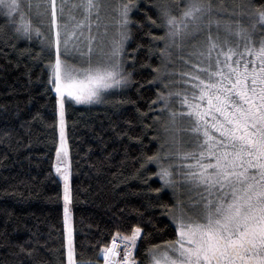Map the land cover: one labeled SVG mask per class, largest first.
Returning <instances> with one entry per match:
<instances>
[{
    "label": "snow or ice",
    "instance_id": "snow-or-ice-1",
    "mask_svg": "<svg viewBox=\"0 0 264 264\" xmlns=\"http://www.w3.org/2000/svg\"><path fill=\"white\" fill-rule=\"evenodd\" d=\"M108 7L107 0H0V15L13 26L17 39L41 37L54 55L49 67L59 112L56 171L64 181L66 264H93L76 258L64 137L66 99L101 103L106 92L131 82V72L125 71V46L130 12L138 4L125 0L115 18L107 14ZM237 7L240 11L229 15H246L248 25L240 19L222 24L219 14L226 9L213 0H183L178 14L164 3L157 8L159 24L148 18L164 30L163 35L152 36L163 47L156 48L161 66L154 69L150 83L163 89H158L152 104H160L158 111L167 115L162 125L168 134L165 142L175 143V134L185 131L196 143L193 151L147 157L157 165L162 187L172 188L174 195L180 185L194 191L189 204L195 212L189 214L184 201L175 200L176 211L169 210V215L176 239L149 246L145 264H264V4L249 0ZM110 26L115 28L111 36ZM196 37L202 38L200 46L194 44L195 50L188 53L195 62L179 56L191 70H170L172 50L182 52ZM175 75L180 79H168ZM174 99L180 110L172 106ZM185 118L188 126L179 127ZM154 119L159 122L161 117ZM142 233L139 226L128 234L116 232L110 246L99 249L103 264H140L134 251Z\"/></svg>",
    "mask_w": 264,
    "mask_h": 264
},
{
    "label": "trees",
    "instance_id": "trees-1",
    "mask_svg": "<svg viewBox=\"0 0 264 264\" xmlns=\"http://www.w3.org/2000/svg\"><path fill=\"white\" fill-rule=\"evenodd\" d=\"M122 2L107 0V14L115 18ZM135 2L138 8L130 12V39L125 46V71L131 72V82L103 103L65 102L76 258L93 264L103 262L99 249L110 246L116 232L128 234L136 226L143 229L134 254L140 264H145L149 246L177 236L169 215L177 197L170 187H162L156 175L159 169L147 157L187 150L191 137L186 142L178 133L187 132L179 131L175 141L183 145H165L161 129L167 116L158 111L160 104H152L158 89H163L150 83L154 69L161 66L156 48L163 47L152 36H161L164 30L148 18L159 24L157 8L167 3L178 14L183 0ZM248 2L213 0L228 11H240L237 5ZM252 2L264 4V0ZM32 17L35 23V10ZM41 40L35 35L30 40L17 39L13 26L0 15V264H66L64 181L56 171L61 147L59 112L49 67L54 55ZM169 69L182 72L190 67L179 61ZM172 106L180 110L178 100ZM156 116L161 117L159 122Z\"/></svg>",
    "mask_w": 264,
    "mask_h": 264
},
{
    "label": "rangeland",
    "instance_id": "rangeland-1",
    "mask_svg": "<svg viewBox=\"0 0 264 264\" xmlns=\"http://www.w3.org/2000/svg\"><path fill=\"white\" fill-rule=\"evenodd\" d=\"M218 7H221L222 9H226V11H222L219 15L220 17L222 18V24L224 21H229L231 19H234V20H237V19H240L243 24L245 25H248L249 24V19L248 17L245 15V16H238V15H232L230 16L229 13L232 12V11H228V8H224L223 6H219L217 5ZM237 13L239 11H236ZM248 19V20H247ZM110 31L111 32H115V29L114 27H110ZM109 31V32H110ZM215 31V29H214ZM114 32L112 34H114ZM224 33H223V29L221 28V36H223ZM235 37H231V39H234ZM236 39V38H235ZM202 41V38L201 37H196V38H193V39H190L186 42L185 44V47L183 48L182 52L180 51H177L176 49H173V58L175 59L174 60V63H179V61L183 62L182 60L179 59V56L182 54L184 55L186 58L188 59H192V60H195V57H189L188 56V53L191 52V51H194L195 49L192 47L194 44L197 45V47L200 46V42ZM185 65V64H184ZM188 70V69H186ZM191 70V69H190ZM121 89V88H116V89H111L109 90L108 92H106L104 94V100L101 102L103 103L105 100L107 101L108 98L111 96V95H114V93L118 92V90ZM111 98V97H110ZM109 98V99H110ZM67 100V99H66ZM69 101V100H67ZM167 116V115H166ZM187 127L188 126V121H187V118H185L180 124H179V127ZM162 130V135H164V142L166 141L167 139V136L168 134L165 133L164 131V128L161 129ZM166 137V138H165ZM178 137L182 138L184 141L188 142L190 137H191V143L189 142V146H191L190 148H188L187 150H181V151H193L194 148H195V138L190 134V133H185V135L181 134V133H178ZM175 144L176 145H183V143L181 141H179L178 139H176L175 141ZM165 145H166V142H165ZM172 152H175V151H172ZM59 167L60 169H63L64 168V164L63 163H60L59 164ZM163 182V181H162ZM168 188V187H166ZM172 190V193H173V189L170 188ZM174 194V193H173ZM175 196L181 200L184 201V204H185V209L186 211L189 213V214H193L195 212V209L191 208L190 207V204H189V200L190 198L192 199H195V193L194 191H189L188 187L187 186H184V185H180L177 192L175 193ZM176 209L173 210V212H175ZM118 246L121 248L122 250V245L118 244ZM134 254H135V251H134ZM103 264V262L101 263Z\"/></svg>",
    "mask_w": 264,
    "mask_h": 264
},
{
    "label": "built area",
    "instance_id": "built-area-1",
    "mask_svg": "<svg viewBox=\"0 0 264 264\" xmlns=\"http://www.w3.org/2000/svg\"><path fill=\"white\" fill-rule=\"evenodd\" d=\"M117 243L119 244V240L117 241Z\"/></svg>",
    "mask_w": 264,
    "mask_h": 264
}]
</instances>
